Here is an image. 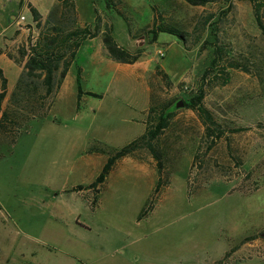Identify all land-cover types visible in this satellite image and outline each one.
<instances>
[{
	"label": "rangeland",
	"instance_id": "rangeland-1",
	"mask_svg": "<svg viewBox=\"0 0 264 264\" xmlns=\"http://www.w3.org/2000/svg\"><path fill=\"white\" fill-rule=\"evenodd\" d=\"M52 1L0 0L11 87L26 80L17 73L20 50L40 33L29 5L57 21ZM75 7V22L66 24L94 30L99 18L100 34L82 42L42 116L0 128V264H219L253 240L263 257L264 34L252 0H121L116 8L75 0ZM155 21L187 39L155 35ZM111 24L116 42L139 55L135 63L109 57L101 37ZM78 74L83 90L99 96L84 94L80 106ZM201 91L219 138L207 136L196 110L175 109ZM153 106L173 113L155 141L162 166L138 148L88 189L109 156L146 132Z\"/></svg>",
	"mask_w": 264,
	"mask_h": 264
},
{
	"label": "trees",
	"instance_id": "trees-1",
	"mask_svg": "<svg viewBox=\"0 0 264 264\" xmlns=\"http://www.w3.org/2000/svg\"><path fill=\"white\" fill-rule=\"evenodd\" d=\"M120 1L121 0H106L109 7L115 8ZM186 1L192 5H206L220 0ZM252 2L255 20L264 34V0H252ZM55 5L59 17L57 21H54L51 16L45 21L42 20L41 13L38 9L33 5H29L36 26L40 29V33L36 41L30 45L29 48L23 46L20 50L22 59L19 62H24L23 75L26 76V80L22 81L21 78L19 79L15 92L11 96L9 107L2 112L0 128L4 129L5 133L8 131L7 126L11 122H14V120L28 117V115H43V110L46 107L47 101L46 99L44 101V98L52 96L57 90L56 87L62 84L82 42L87 38L97 37L101 32L99 18L94 30L88 25L74 26V24H72L71 26L66 24V19L75 22L77 16L75 0H56ZM150 32L155 35L159 32H168L179 36L182 40L187 39L184 30L164 22L158 24L157 21H155L154 27H152ZM101 38L109 57L113 60L121 63H135L138 60V54H131L126 48L120 46L116 42L113 35L112 24L106 25V29L102 31ZM216 52H218V50H216ZM218 58V53H216L212 61V66L206 70V75L210 73V70L216 65ZM206 75L204 76L206 77ZM0 80L2 83L0 111H2L1 105L6 96L7 79L4 76L1 66ZM38 80L39 82H37ZM77 87L78 106H80L84 94L92 97H99L95 93L85 92L83 90L80 74H78L77 77ZM35 96H37L38 99H36ZM203 98L204 92L201 91L197 96L186 101L185 107L194 109L198 112L199 116L207 125L208 137L219 138L221 131L217 129V124L214 122L211 114L202 106ZM158 109L159 108L154 106L151 108V113H156V117L150 118V124L147 126L146 132L127 146L109 156L101 173L96 180L88 186V189L97 188L99 185L105 183L109 173L113 170L117 162L132 155L138 148L149 149L159 166H162L160 163L161 154L155 141L169 126V120L173 116V113L168 111V109H161L160 111H158ZM11 114L15 115L13 119L10 118ZM21 115L23 117H21ZM212 126H214V128H212ZM215 141L216 140H212V143H215ZM84 188L85 187L82 185L77 186V189L80 190ZM146 214L147 211H143L139 219H142Z\"/></svg>",
	"mask_w": 264,
	"mask_h": 264
},
{
	"label": "crops",
	"instance_id": "crops-1",
	"mask_svg": "<svg viewBox=\"0 0 264 264\" xmlns=\"http://www.w3.org/2000/svg\"><path fill=\"white\" fill-rule=\"evenodd\" d=\"M55 0L52 1V3L54 2ZM40 11H43V10H40ZM44 12V11H43ZM19 30V29H18ZM6 53L5 52H1L0 53V66L2 67L3 69V72H4V76L6 78V69L4 68L3 66V61L6 62ZM9 61H11V59H9ZM6 64H9V62H7ZM22 68L20 67L18 70H17V73H22ZM67 77V76H66ZM7 79V78H6ZM17 79L19 80L20 78L17 77ZM66 78L64 79V81L62 82V85H64V82H65ZM19 81H16V84L13 85L12 87L9 85V80L7 79V89H6V96L2 102V111H0V121H1V118H2V112L5 111L7 109V106L9 105V102H10V99H11V96L13 95V93L15 92V89L17 87V84H18ZM62 88V86H61ZM2 92V83L0 82V93ZM253 239H255L253 237ZM261 243L257 240H253V241H248L246 242L241 248L242 249H238L237 247H233L230 249V251H227L224 255V258H226L228 255H232L234 254V256H229V260L227 261V263L224 261V258L223 260H221L219 262V264H250L251 262H254L255 260L258 261L259 264H264V256L262 257L261 255H256V252L257 250V247L260 246ZM250 249L251 252H248L250 254H244V249ZM263 249H264V244H263ZM239 250V251H237ZM244 254V255H243ZM253 254V255H252ZM243 255V256H241Z\"/></svg>",
	"mask_w": 264,
	"mask_h": 264
},
{
	"label": "water",
	"instance_id": "water-1",
	"mask_svg": "<svg viewBox=\"0 0 264 264\" xmlns=\"http://www.w3.org/2000/svg\"><path fill=\"white\" fill-rule=\"evenodd\" d=\"M185 106V102L183 100L179 101L175 105V109H181Z\"/></svg>",
	"mask_w": 264,
	"mask_h": 264
},
{
	"label": "built area",
	"instance_id": "built-area-1",
	"mask_svg": "<svg viewBox=\"0 0 264 264\" xmlns=\"http://www.w3.org/2000/svg\"><path fill=\"white\" fill-rule=\"evenodd\" d=\"M163 55V51H159Z\"/></svg>",
	"mask_w": 264,
	"mask_h": 264
}]
</instances>
